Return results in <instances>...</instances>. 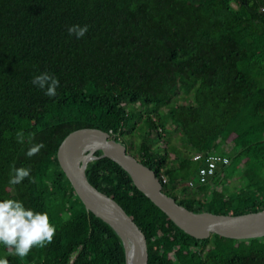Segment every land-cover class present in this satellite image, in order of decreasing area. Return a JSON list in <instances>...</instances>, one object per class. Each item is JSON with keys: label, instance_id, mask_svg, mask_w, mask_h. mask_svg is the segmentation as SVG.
<instances>
[{"label": "trees", "instance_id": "obj_1", "mask_svg": "<svg viewBox=\"0 0 264 264\" xmlns=\"http://www.w3.org/2000/svg\"><path fill=\"white\" fill-rule=\"evenodd\" d=\"M261 8L264 0H0V201L16 199L47 213L56 228L51 244L24 258L0 244V258L9 264H125L122 240L86 211L57 161L60 142L78 128L109 133L154 171L164 193L193 212L264 209ZM73 24L89 26L85 37L68 35ZM42 71L60 81L55 98L31 83ZM180 88L185 102L163 115L136 107L167 103ZM39 142L46 147L27 157ZM196 153L229 162L205 184L190 187L201 165ZM12 166L30 168V177L10 186ZM85 173L144 232L148 264H264V236L197 239L111 159L89 160Z\"/></svg>", "mask_w": 264, "mask_h": 264}, {"label": "water", "instance_id": "obj_2", "mask_svg": "<svg viewBox=\"0 0 264 264\" xmlns=\"http://www.w3.org/2000/svg\"><path fill=\"white\" fill-rule=\"evenodd\" d=\"M97 151L101 152L99 156ZM56 157L86 211L106 222L122 240L125 264H148L146 235L115 199L88 181L85 168L89 160L107 157L118 164L130 175L137 190L190 236L205 239L217 234L235 240L264 236V209L235 215L193 212L164 193L154 171L127 153L124 144L101 129L84 127L69 132L60 142Z\"/></svg>", "mask_w": 264, "mask_h": 264}, {"label": "clouds", "instance_id": "obj_3", "mask_svg": "<svg viewBox=\"0 0 264 264\" xmlns=\"http://www.w3.org/2000/svg\"><path fill=\"white\" fill-rule=\"evenodd\" d=\"M88 25H71L67 31L70 37L82 39L88 32ZM32 85L40 89L45 96L55 98L60 87L59 79L48 71L35 75ZM18 143H23V131L16 133ZM29 139H34L29 136ZM46 145L43 142L33 143L25 155L29 158L38 155ZM87 147V146H86ZM31 169L12 166L8 183L10 186L19 185L30 177ZM56 235V228L50 223L47 213L36 212L26 208L22 201L4 199L0 201V244L4 245L9 254L20 258L27 257L33 248H43L51 244ZM0 264H9L6 258H0Z\"/></svg>", "mask_w": 264, "mask_h": 264}, {"label": "built area", "instance_id": "obj_4", "mask_svg": "<svg viewBox=\"0 0 264 264\" xmlns=\"http://www.w3.org/2000/svg\"><path fill=\"white\" fill-rule=\"evenodd\" d=\"M264 11V8H261ZM194 161L201 162L199 166L195 179H190L187 184L192 187L197 184H205L211 177H213L216 171L222 166L226 165L229 160L225 156H220L218 154L203 155L201 153H196L193 156ZM162 181L166 182L164 176H162ZM35 264V263H31Z\"/></svg>", "mask_w": 264, "mask_h": 264}, {"label": "rangeland", "instance_id": "obj_5", "mask_svg": "<svg viewBox=\"0 0 264 264\" xmlns=\"http://www.w3.org/2000/svg\"><path fill=\"white\" fill-rule=\"evenodd\" d=\"M121 88H122L121 85L117 86L118 90H121ZM184 94H186V93L184 92L183 89L180 88L175 93L172 94L171 98L169 99V101L167 103H164V104H161L158 106L149 105L146 108H145V106H141V104H137L136 107L139 108L141 111H144V112H145V110H146V112L147 111H157L159 114L163 115V114H165V112L167 111V109L169 107H173V106H176L178 104L184 103L185 102ZM127 107L129 110H133V108H134V106H132L130 104H128ZM140 130L142 131V125H140V123H139V128L136 129V132L140 131ZM136 132L134 134H136ZM175 135L177 136L178 134L176 133ZM169 148H172V146H169ZM230 183H232V182H230Z\"/></svg>", "mask_w": 264, "mask_h": 264}]
</instances>
